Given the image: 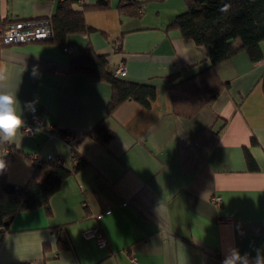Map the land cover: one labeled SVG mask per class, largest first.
<instances>
[{
  "label": "crops",
  "instance_id": "obj_1",
  "mask_svg": "<svg viewBox=\"0 0 264 264\" xmlns=\"http://www.w3.org/2000/svg\"><path fill=\"white\" fill-rule=\"evenodd\" d=\"M137 1L138 16L119 13V0L85 10L94 30L70 34L65 44L0 47V91L16 94L17 114L24 121L35 102L43 124L73 134L88 161L51 196L49 215L36 209L13 217L0 233V264H222L230 247L253 258L264 251V41L260 60L242 49L214 66L223 84L216 97L192 94L182 82L210 61L202 45L166 29L183 1ZM56 5L0 0V19H48ZM72 7L81 10L82 2ZM88 45L109 71L122 65L118 76L154 85L151 106L128 99L108 115L109 83L67 70L70 56ZM98 123L112 132L105 145L90 133ZM10 144L31 157L63 156L70 166V145L42 131L27 136L21 127ZM4 170L17 185L33 171L26 159L9 160ZM57 230L67 247L58 249Z\"/></svg>",
  "mask_w": 264,
  "mask_h": 264
},
{
  "label": "trees",
  "instance_id": "obj_2",
  "mask_svg": "<svg viewBox=\"0 0 264 264\" xmlns=\"http://www.w3.org/2000/svg\"><path fill=\"white\" fill-rule=\"evenodd\" d=\"M82 2V9L75 10L72 4ZM110 0H57L55 12L48 18L51 34L37 42L65 44L68 35L84 34L94 30L84 20V11L109 7ZM184 9L168 23L166 29H177L182 36L205 48L210 65L193 79L182 82L180 86L192 94L216 97L223 86L214 74V66L232 56L238 50H246L250 59L262 58L260 44L264 41V0H182ZM227 5L226 11H221ZM141 4L137 0H119V13L138 16ZM11 22V21H10ZM0 19V29L5 28ZM239 40V45L235 41ZM104 55L95 54L91 46L85 47L80 54H72L68 63L69 73H80L87 80H103L109 83L111 91L106 113L109 115L125 100H133L145 108L151 106L156 98L154 85L145 82L126 80L106 67ZM96 139L107 144L112 132L98 123L90 132ZM0 157L5 164L12 159H26L31 163L32 173L24 185L9 182L5 170H0V233L9 228L17 213L42 209L51 213L50 198L60 188L61 183L88 164V161L76 153L75 142L71 145L70 166L59 164L56 157H31L10 143L0 144ZM58 249L67 247L62 230H57ZM49 245H44V251ZM13 264H32L22 261Z\"/></svg>",
  "mask_w": 264,
  "mask_h": 264
},
{
  "label": "built area",
  "instance_id": "obj_3",
  "mask_svg": "<svg viewBox=\"0 0 264 264\" xmlns=\"http://www.w3.org/2000/svg\"><path fill=\"white\" fill-rule=\"evenodd\" d=\"M51 34V25L48 19H28V20H16L9 22L4 29H0V45H9L17 43H26L32 41H39L46 39ZM66 49H68L66 47ZM123 71V66L120 65L119 68L115 71L117 73ZM22 131L25 135H34L37 131H42L48 136L55 137L60 141L72 145L74 141V135L63 132L56 126L51 124H43V117L41 113L36 108V103L32 102L28 108V117L24 121ZM63 156H57L56 162L59 164L63 163ZM215 203L220 201L219 196H214L213 198ZM224 218H221L220 221H223ZM94 237L99 246L106 245V238L100 232L94 233ZM134 263V262H133Z\"/></svg>",
  "mask_w": 264,
  "mask_h": 264
},
{
  "label": "clouds",
  "instance_id": "obj_4",
  "mask_svg": "<svg viewBox=\"0 0 264 264\" xmlns=\"http://www.w3.org/2000/svg\"><path fill=\"white\" fill-rule=\"evenodd\" d=\"M227 5L221 9L226 11ZM5 69L0 68V82L6 79ZM16 94L12 91H0V144L12 143L15 141L17 131L23 127L24 121L21 115L17 114ZM5 168L3 157H0V170ZM222 264H264V251L257 250L256 256L241 254L235 247L226 249Z\"/></svg>",
  "mask_w": 264,
  "mask_h": 264
},
{
  "label": "rangeland",
  "instance_id": "obj_5",
  "mask_svg": "<svg viewBox=\"0 0 264 264\" xmlns=\"http://www.w3.org/2000/svg\"><path fill=\"white\" fill-rule=\"evenodd\" d=\"M30 42V41H29ZM18 44H22V43H17V44H9V45H0V47H2V46H11V45H18ZM28 108H29V106H28ZM27 117H28V112H27ZM27 117L25 118V120L27 119ZM24 120V121H25ZM24 133V132H23Z\"/></svg>",
  "mask_w": 264,
  "mask_h": 264
}]
</instances>
